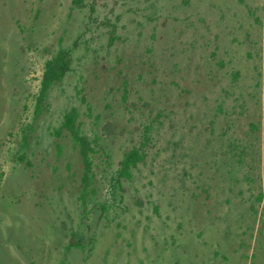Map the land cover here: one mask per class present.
<instances>
[{
    "label": "rangeland",
    "instance_id": "374dc122",
    "mask_svg": "<svg viewBox=\"0 0 264 264\" xmlns=\"http://www.w3.org/2000/svg\"><path fill=\"white\" fill-rule=\"evenodd\" d=\"M0 264H264V0H0Z\"/></svg>",
    "mask_w": 264,
    "mask_h": 264
},
{
    "label": "trees",
    "instance_id": "16d2710c",
    "mask_svg": "<svg viewBox=\"0 0 264 264\" xmlns=\"http://www.w3.org/2000/svg\"><path fill=\"white\" fill-rule=\"evenodd\" d=\"M87 0H72L73 4L77 7H83ZM125 1V0H122ZM71 52L70 50L61 47L57 54L45 64L42 80L40 94L37 99V106L39 107L44 101L51 86L62 81L67 73L71 70ZM79 112L76 108H71L68 110L64 116L61 124V128L56 131L57 135H60L63 130H66L71 134L74 144L79 148L81 158L84 165V175L82 177L83 189L86 191L92 181V168L93 162L91 159V154L94 152V147L92 141L80 131L78 124ZM143 159L142 154L137 150L133 149L126 153L124 160L122 161V171L120 174H125L131 167H135L139 161ZM74 241L70 243L69 246H73Z\"/></svg>",
    "mask_w": 264,
    "mask_h": 264
}]
</instances>
